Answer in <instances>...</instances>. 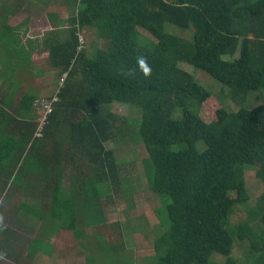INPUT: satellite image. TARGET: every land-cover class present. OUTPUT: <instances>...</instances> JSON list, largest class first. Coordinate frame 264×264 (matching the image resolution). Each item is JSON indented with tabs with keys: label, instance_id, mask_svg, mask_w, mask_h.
<instances>
[{
	"label": "trees",
	"instance_id": "obj_1",
	"mask_svg": "<svg viewBox=\"0 0 264 264\" xmlns=\"http://www.w3.org/2000/svg\"><path fill=\"white\" fill-rule=\"evenodd\" d=\"M13 1L18 11L25 7L26 0ZM74 2L62 38L52 23L50 31L22 44L20 24L6 20L14 7L0 17V84L9 83L12 97L20 92L16 102L0 88V177L19 185L20 176L35 173L41 183V195L19 203L21 225L32 224L30 217L42 223L33 228L37 236L26 244L28 253L49 255L46 243L54 234L76 231L83 213L100 211L102 197L124 193L114 157L123 129L104 112L116 102L140 110L136 148L148 189L161 203L155 214L166 230L154 243L150 264H264V192L254 207L246 205L248 168L264 183V102L245 107L250 92L264 94V0ZM167 24L189 31L192 39L171 33ZM85 31L105 46L88 53ZM141 31L152 39L143 41ZM34 53L45 55L46 67L37 68ZM140 54L152 66L151 77H122L119 69L135 67ZM181 62L222 83V102L230 96L239 109L229 111L219 100L216 119L206 122L200 109L217 96ZM55 74L59 79L51 89L47 80ZM43 102L50 111L41 137H35ZM9 160L14 166L5 170ZM0 190L25 191L7 185ZM237 206L247 210L248 220L231 229ZM251 222L260 225L263 252L239 262L232 256L235 239L256 249ZM2 232L5 240L12 235ZM20 244L2 245L0 264L15 263ZM98 245L105 262L120 263L108 256L113 247L108 252Z\"/></svg>",
	"mask_w": 264,
	"mask_h": 264
},
{
	"label": "rangeland",
	"instance_id": "obj_2",
	"mask_svg": "<svg viewBox=\"0 0 264 264\" xmlns=\"http://www.w3.org/2000/svg\"><path fill=\"white\" fill-rule=\"evenodd\" d=\"M74 3V0H26L23 4L25 7L18 11L16 1L0 0V17L3 16L4 10H12L11 6H13L16 12L11 15L13 17L10 18V22L13 21L18 24L23 23L27 19V26L20 32V42L25 39L28 30L33 37L48 31L51 26H54H47L50 20H54L56 23L55 30L59 32L62 38V36L69 33L68 23L72 16ZM167 27L171 33H179L180 36L187 40L192 39V34L189 31H177L170 24H167ZM141 32L143 41L152 39L144 31ZM84 33L87 41L86 51L88 53H93L96 46H105L106 43L103 40L96 39L94 33L90 31H85ZM22 44H26V42H22ZM225 58L232 59L231 57ZM179 66L193 74L203 86L217 96H213V98L204 102L203 107L200 109V115L206 122L210 123L216 119V112L220 108L221 103L224 106L226 105L229 111L236 112L239 109L230 96H227L224 103L222 102L220 96L223 95L222 87L224 86L214 77L202 70L196 71V69L184 62H181ZM17 74L16 76H18ZM51 78L48 84L50 86L54 84L51 87L53 89L57 85L58 74L57 76L56 74L52 75ZM2 86L4 85H1L3 95H9L10 92ZM44 92L42 90V93ZM262 100L264 102V94L250 92L245 107L253 108L258 106L262 103ZM104 110V112L112 114L117 125H120L121 129H123L120 132L121 138L119 141L117 140L114 148V157L119 168L120 179L122 181L125 180L126 183L124 193L118 194L116 197H114L113 193L108 197H102L100 199V211L90 210L85 215L83 213L77 222L76 231L63 230L54 234L53 238L46 243L50 252L49 255L40 251L34 256L30 255L26 247L29 238L22 236L24 239L20 241L22 244L18 248L21 255L13 261L15 262L13 264H129L127 259L130 258L135 264H150L148 259L157 254L154 243L166 228L161 225L155 214V210L160 207L161 203L148 189L145 174L146 168L136 148V143H139V140L135 122L140 119V110L130 105L116 102L108 105ZM246 176L248 194L246 205L254 207L258 198L264 192V183L256 175L254 167L248 168ZM6 205L4 201H0V212L1 208ZM9 211L10 209L5 210L3 208L2 216L5 212L10 213ZM245 220H248L247 210L243 206H237L230 217L229 226L231 229H237L239 224ZM2 222L5 223L4 219H2ZM251 227L254 230L251 235H254L256 249H250L247 241L235 239L232 256L239 262L247 258L252 260L254 259L253 256L257 257L263 252V244L259 241L260 225L258 223L255 225L254 222H251ZM6 229L9 230V228ZM99 242L107 248L108 252L110 247H113V251H110L112 255L108 256L111 258L116 257L120 263H112L110 262L111 260L105 262L106 256L101 252L98 245ZM120 254H122V257H120ZM118 256L122 259L121 261H119L120 258H117Z\"/></svg>",
	"mask_w": 264,
	"mask_h": 264
},
{
	"label": "crops",
	"instance_id": "obj_3",
	"mask_svg": "<svg viewBox=\"0 0 264 264\" xmlns=\"http://www.w3.org/2000/svg\"><path fill=\"white\" fill-rule=\"evenodd\" d=\"M12 17L13 16H8V17H6L7 18L6 20H7V23L9 25L15 26L14 24H16V23H14L13 21L10 22V20H11L10 18H12ZM27 23H28L27 19L23 23H18L21 26V30L25 29V27L27 26ZM52 23L56 24L54 22V20L53 21L50 20V21H48L47 26L53 25ZM18 24H16V25H18ZM51 29L52 28H49L48 31H50ZM41 35L42 34H40L38 36H41ZM38 36H36V37H38ZM31 38H33V36L30 35V31L28 30V33L25 36V39H22V42H26V44H27V41ZM32 55H33V57L31 56V59H35V64H36L37 68L38 67L44 68L47 66L45 55H39L38 53H34ZM40 64H41V66H38ZM4 72L2 71L0 73V75H2L3 77H5ZM48 81L49 80H47V82ZM7 84H8V86L3 84L4 86H2V87H4L5 89H7V91L10 92V94L6 96L8 98V97H12L11 94L13 92L9 90L10 87H9L8 82H7ZM1 85H2V83L0 84V88H1ZM19 85L23 86L24 84L19 82ZM23 89L25 90V86H23ZM22 90H20V91H22ZM13 91H15V90H13ZM17 92L12 97L14 99V101H16V102H17V100H19V97H20V92L19 91H17ZM0 97H1V95H0ZM16 104L17 103H15L13 106H15ZM12 162H13L12 160L7 161V164L5 165V170L12 169V167L14 166V165H10ZM62 168H64V170H65V168L67 169V166L65 167V165H64ZM17 180H18L17 183H21V184H19V185L13 184L12 183L14 181L13 177L10 178L9 180L6 178L3 179L0 177V185H7L9 188H14L16 186H22L25 190V191H22L19 193L14 191V192H11V194L6 193L7 191L5 192V191L0 190V201H4V203L7 204L5 207L1 208V212H2L3 208H5V210L10 209V211H9L10 213L5 212L3 216L0 212V249L2 248V245L7 244V243L13 244V243L17 242V244H19V242L24 239L22 236H27L29 238V241L35 239L37 234L33 228L36 227V229H39V227L42 225V223L36 221L33 217H30V219H29V221H33L32 222L33 226L30 222H26L27 226L21 225L17 220L18 218L20 219L21 216H24V214L19 209V203L22 202L23 200L24 201H31L32 198L35 199V195H41L39 190L37 189V187L41 185V183L38 182L40 180V177L38 175H36L35 173H32V174L26 175V177L20 176V179H17ZM62 180H63V185L66 186L68 183L66 173L63 174ZM30 187H32V188H30ZM30 197H32V198H30ZM2 219H4L5 223L2 222ZM2 228H9V231L12 233L11 237L8 240H5L3 237ZM62 231H59V232H62ZM52 238H53V236H52ZM20 245L16 246L15 248H17V247L19 248Z\"/></svg>",
	"mask_w": 264,
	"mask_h": 264
},
{
	"label": "clouds",
	"instance_id": "obj_4",
	"mask_svg": "<svg viewBox=\"0 0 264 264\" xmlns=\"http://www.w3.org/2000/svg\"><path fill=\"white\" fill-rule=\"evenodd\" d=\"M152 66L148 63V59L145 55L140 54L135 58V67H122L119 69V73L126 79H135L137 73H140L144 79H148L152 75Z\"/></svg>",
	"mask_w": 264,
	"mask_h": 264
},
{
	"label": "built area",
	"instance_id": "obj_5",
	"mask_svg": "<svg viewBox=\"0 0 264 264\" xmlns=\"http://www.w3.org/2000/svg\"><path fill=\"white\" fill-rule=\"evenodd\" d=\"M55 100H56V98L53 99V101H55ZM41 106H42V109H41V116L42 117L37 119V124L35 127V133H34L35 137H41L42 132L44 130V126L47 123L46 113L48 111H50V106L48 103L43 102Z\"/></svg>",
	"mask_w": 264,
	"mask_h": 264
}]
</instances>
